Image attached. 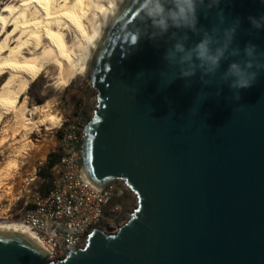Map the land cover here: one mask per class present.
<instances>
[{"label":"water","instance_id":"1","mask_svg":"<svg viewBox=\"0 0 264 264\" xmlns=\"http://www.w3.org/2000/svg\"><path fill=\"white\" fill-rule=\"evenodd\" d=\"M195 16L161 31L130 0L88 79L81 171L128 185L127 221L51 261L0 232V264H264V0H196ZM205 39L215 67L197 58ZM233 64L250 87H233Z\"/></svg>","mask_w":264,"mask_h":264},{"label":"bare ground","instance_id":"2","mask_svg":"<svg viewBox=\"0 0 264 264\" xmlns=\"http://www.w3.org/2000/svg\"><path fill=\"white\" fill-rule=\"evenodd\" d=\"M129 1L0 0V77H8L0 89V127L12 118L0 132V198L12 193L8 183H16L22 166L29 168L39 154L30 158L32 136L60 123L49 104L31 108L27 90L44 74L63 90L77 76L89 79L98 51ZM0 232L25 236L44 248L21 223L0 219Z\"/></svg>","mask_w":264,"mask_h":264},{"label":"built area","instance_id":"3","mask_svg":"<svg viewBox=\"0 0 264 264\" xmlns=\"http://www.w3.org/2000/svg\"><path fill=\"white\" fill-rule=\"evenodd\" d=\"M83 139V138H82ZM81 144L75 126L63 131L62 155L53 168L57 177L46 194L37 192L24 219L48 252V259L60 260L88 243L94 229H101L107 208L117 215L122 206L115 202L136 195L121 180L100 189L81 171Z\"/></svg>","mask_w":264,"mask_h":264},{"label":"rangeland","instance_id":"4","mask_svg":"<svg viewBox=\"0 0 264 264\" xmlns=\"http://www.w3.org/2000/svg\"><path fill=\"white\" fill-rule=\"evenodd\" d=\"M1 26L2 23L0 22V29ZM7 79L8 77H0V89ZM59 86H55L50 81L48 74H44L30 86L24 95L31 108L49 104L52 113L60 123L55 127L40 128L28 142V146L30 145V158L34 157L37 151H39V154L36 156L37 159L35 158L31 162L29 168L27 165L22 166V176L19 180L17 179L16 183L12 181L8 183V187H12L13 190L10 195L0 198V219L2 220L20 223L31 207L33 196L37 192L42 194L40 191L41 186L53 182L57 177V170L53 168L51 169L50 178H44L38 174L40 169L47 165L50 154L62 155L63 131L67 127L75 126L82 145L83 128L91 120L97 107V91L85 76L75 77L65 90ZM9 118L12 119L7 117L0 127V132L3 130L6 121L10 120ZM12 134L13 132L10 131L9 135ZM10 145L11 143H8L5 147ZM2 194L0 193V195ZM115 204L121 205L122 208L116 216L111 213L112 206L106 209L101 228L106 234L115 233L127 221L137 206V200L128 195L118 199Z\"/></svg>","mask_w":264,"mask_h":264},{"label":"clouds","instance_id":"5","mask_svg":"<svg viewBox=\"0 0 264 264\" xmlns=\"http://www.w3.org/2000/svg\"><path fill=\"white\" fill-rule=\"evenodd\" d=\"M140 3L144 15L161 31H166L170 26H183L193 29L195 27L196 0H140ZM255 26L259 27V24ZM208 43L207 39L201 41L196 46L195 52L198 59L215 67L222 53L218 51L215 55H210ZM176 48L181 50L179 44ZM246 51L250 54L251 50L246 49ZM229 71L237 76L233 87L247 88L251 86L238 65H231Z\"/></svg>","mask_w":264,"mask_h":264},{"label":"trees","instance_id":"6","mask_svg":"<svg viewBox=\"0 0 264 264\" xmlns=\"http://www.w3.org/2000/svg\"><path fill=\"white\" fill-rule=\"evenodd\" d=\"M60 155L57 154H50L47 165L40 169L39 176H42L44 178H50L51 177V169L54 168L60 161ZM52 185V182H49L47 184H43L40 188V191L42 194H46L50 187Z\"/></svg>","mask_w":264,"mask_h":264}]
</instances>
